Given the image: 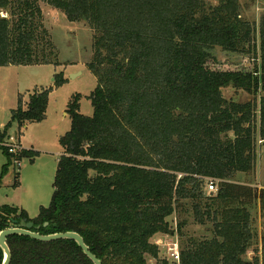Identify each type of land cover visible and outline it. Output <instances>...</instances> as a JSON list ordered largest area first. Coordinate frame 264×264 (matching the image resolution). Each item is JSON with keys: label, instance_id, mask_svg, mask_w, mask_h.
I'll list each match as a JSON object with an SVG mask.
<instances>
[{"label": "trees", "instance_id": "trees-1", "mask_svg": "<svg viewBox=\"0 0 264 264\" xmlns=\"http://www.w3.org/2000/svg\"><path fill=\"white\" fill-rule=\"evenodd\" d=\"M256 1L0 0V66L60 64L45 4L90 30L85 65L97 83L91 115L80 113V94L68 101L50 203L34 218L1 204L0 231L21 220L43 235L76 231L103 264H170L151 242L157 234L181 239L179 264H260L247 251L260 249L252 211L257 203L264 210V188L236 179L253 176L264 141V12L257 23L248 16ZM215 48L259 52L261 61L211 68ZM47 94L20 98L0 128V186L9 166L34 160L31 149L13 154L2 142L14 125L20 131L45 117ZM208 179L215 193H206ZM192 222L208 234L190 235ZM7 245L8 264H92L70 239L10 235Z\"/></svg>", "mask_w": 264, "mask_h": 264}, {"label": "rangeland", "instance_id": "rangeland-1", "mask_svg": "<svg viewBox=\"0 0 264 264\" xmlns=\"http://www.w3.org/2000/svg\"><path fill=\"white\" fill-rule=\"evenodd\" d=\"M41 10L44 24L51 31L52 39L59 50L60 64L0 66V123L3 126L10 120L11 112L19 105L20 98L22 101H27L34 90L48 89L45 117L39 122L28 124L20 131L15 125L8 130L9 135L18 139L25 148L36 152L35 158L33 161L23 158L19 166L16 164L9 166L0 186V206L17 204L19 199H22L27 203L28 209L33 211L31 215L34 217L38 215L39 206H47L50 203L53 194L54 173L59 155L62 153L59 137L65 134L71 125L68 116L63 115V111L66 110L70 97L80 94V113L85 116L91 115L93 108L88 95L97 84L94 75L85 65L92 52L90 30L81 23L67 21L62 12L45 4L41 5ZM263 12L264 0H257L248 16L257 23ZM258 53L253 57L252 54L226 53L215 48L212 51L214 60L209 61V66L230 70L240 67L252 68L253 62L261 61ZM231 91L228 90L225 96L242 100L250 98L245 92L236 94ZM255 151L256 171L253 176L248 179L242 174H237L236 179L242 182L246 179L252 187L256 186L260 189L263 187L257 184L259 182L264 184V141H257ZM3 161L5 158L0 149V166ZM17 171H21L20 183L19 186H13L14 173ZM205 188L206 193L209 194V189L206 186ZM252 218L261 244L255 254L251 249L248 250L247 256L252 258L256 255L260 264H264V210L258 203L252 211ZM169 221L174 226V217H169ZM187 230L195 237L208 234L203 226L195 225L193 222L188 225ZM155 237L163 244L175 238L178 243L181 241L176 234H157ZM157 248L159 258H166L170 264H179L170 260L165 245H159ZM1 253L3 256L2 250ZM147 262L155 263V259L147 256Z\"/></svg>", "mask_w": 264, "mask_h": 264}, {"label": "water", "instance_id": "water-1", "mask_svg": "<svg viewBox=\"0 0 264 264\" xmlns=\"http://www.w3.org/2000/svg\"><path fill=\"white\" fill-rule=\"evenodd\" d=\"M44 225H47L45 222ZM32 223L25 222L21 220L19 224H15L12 227H7L0 231V248L3 251V258L0 264H8L11 257L10 248L7 245V237L10 235H26L35 240L41 241H53L56 239H70L77 243L78 246L82 249L83 253L87 256V258L91 261L92 264H103L100 259L96 257V255L91 253L88 246L85 245L83 238L76 231L74 232H56L55 234H47L43 235L41 233H37L32 231L31 229Z\"/></svg>", "mask_w": 264, "mask_h": 264}, {"label": "built area", "instance_id": "built-area-1", "mask_svg": "<svg viewBox=\"0 0 264 264\" xmlns=\"http://www.w3.org/2000/svg\"><path fill=\"white\" fill-rule=\"evenodd\" d=\"M2 144L3 146L7 148L8 152L13 153V154L18 153V151H21L23 148L20 142L18 141V139H16L12 135H8L7 137H5V141L2 142ZM20 162L21 161L15 162L16 166H19ZM206 187L209 189V192L217 191L216 182L212 179L207 180ZM152 242L156 244L157 246L165 245L167 252L169 254L170 260L172 262H178V263L180 262L179 261L180 249H179V243L177 242L176 238L172 240H167L163 244V242H161L160 239H157V237H154Z\"/></svg>", "mask_w": 264, "mask_h": 264}, {"label": "crops", "instance_id": "crops-1", "mask_svg": "<svg viewBox=\"0 0 264 264\" xmlns=\"http://www.w3.org/2000/svg\"><path fill=\"white\" fill-rule=\"evenodd\" d=\"M63 115L66 116V112H65V111H63ZM2 127H3V124L0 123V128H2ZM19 142H20V141H19ZM20 144H21V142H20ZM21 145H22V144H21ZM22 147L25 148L23 145H22ZM4 158H5V157H4ZM5 160H6V158H5ZM3 163H5V161L1 162V166L3 165ZM1 166H0V169H1ZM18 175H20V178H21V171H18ZM18 180H19V178H18ZM19 183H20V182H19ZM257 185L260 186V187H263V188H264V184H262L261 182H259ZM18 186H19V185H18ZM13 205L17 206L18 208H19V207H20V208H23L25 211H27L28 215H29L31 218H34V216L31 215V213H32L33 211H31V210L28 209V207H27V203H26V202L24 203L22 199H19V201L17 202V204L15 203V204H13ZM39 207H40V206H39ZM38 209H39V208H38ZM37 211H38V210H37Z\"/></svg>", "mask_w": 264, "mask_h": 264}]
</instances>
